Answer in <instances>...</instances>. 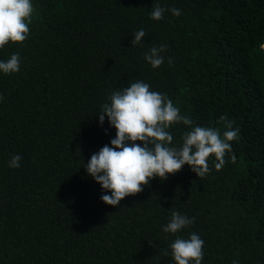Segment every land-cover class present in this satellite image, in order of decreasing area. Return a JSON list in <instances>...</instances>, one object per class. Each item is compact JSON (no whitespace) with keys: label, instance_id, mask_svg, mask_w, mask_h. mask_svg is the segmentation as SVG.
<instances>
[{"label":"trees","instance_id":"obj_1","mask_svg":"<svg viewBox=\"0 0 264 264\" xmlns=\"http://www.w3.org/2000/svg\"><path fill=\"white\" fill-rule=\"evenodd\" d=\"M32 4L28 38L0 48V61L21 58L19 72H0V264H175L170 245L192 233L204 241L201 264H264V0ZM161 45L154 69L144 55ZM137 80L194 126L223 135L226 116L239 138L220 170L211 156L206 176L185 165L111 207L86 166L116 136L107 116L100 124L102 105ZM189 130L170 127V146ZM173 210L194 223L164 233Z\"/></svg>","mask_w":264,"mask_h":264},{"label":"clouds","instance_id":"obj_2","mask_svg":"<svg viewBox=\"0 0 264 264\" xmlns=\"http://www.w3.org/2000/svg\"><path fill=\"white\" fill-rule=\"evenodd\" d=\"M165 11L156 4L151 10V19L162 20ZM169 11L174 16L181 15L179 9ZM33 13L32 0H0V48L9 42L22 44L28 38ZM133 36L134 46L142 42L146 33L141 29ZM165 51V45L153 46L144 55V60L152 68H159L164 63L162 53ZM20 62L19 54L15 53L7 61H0V72L17 73ZM168 63L172 65L171 58ZM108 99L110 103L102 105L99 121L103 125L107 116L109 124L116 129V136L110 142L111 147L105 145L91 156L86 171L103 190L111 193L101 196L103 203L111 207L119 206L126 197L141 193L154 178L167 180L185 165L198 178L206 176L210 172L211 156L216 160L215 169L220 170L226 163V154L232 152L231 142L239 138V129L233 130L226 116L220 117L221 122H226L227 130L223 135L213 127L194 126L190 118L181 115L171 99L139 80L112 92ZM181 123L190 130L183 133L181 147L170 146L173 136L168 129ZM20 160L21 156H13L9 167L19 168ZM193 223L194 218L189 219L173 210L162 231L176 234ZM203 245L204 241L195 233L187 239L176 238L170 245L175 264H201ZM233 264L237 262L233 261Z\"/></svg>","mask_w":264,"mask_h":264}]
</instances>
